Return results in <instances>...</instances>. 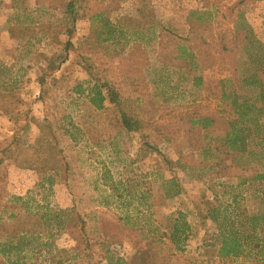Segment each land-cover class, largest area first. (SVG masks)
<instances>
[{"label": "rangeland", "instance_id": "1", "mask_svg": "<svg viewBox=\"0 0 264 264\" xmlns=\"http://www.w3.org/2000/svg\"><path fill=\"white\" fill-rule=\"evenodd\" d=\"M106 22L117 41L103 40ZM254 73L264 79V0H0V243L20 220L39 233L23 235L27 264H260L218 257L208 217L233 194L264 210V179H251L264 175L260 146L222 144L234 100L259 98ZM95 83L119 105L96 110ZM47 209L76 223L46 228ZM180 214L183 254L169 239Z\"/></svg>", "mask_w": 264, "mask_h": 264}, {"label": "trees", "instance_id": "2", "mask_svg": "<svg viewBox=\"0 0 264 264\" xmlns=\"http://www.w3.org/2000/svg\"><path fill=\"white\" fill-rule=\"evenodd\" d=\"M75 9L78 8L70 3L64 13L66 17L68 16L71 18L72 25L75 21ZM96 19L101 21L100 16L96 17ZM204 19L203 16H199V20L203 21ZM103 26V30L106 33L103 40L106 43L112 40L117 41L116 28L109 22L104 23ZM69 33H71V31H69ZM102 37L103 34L101 33L100 38ZM67 56L66 54V57ZM245 82L247 86L259 90V98L254 102L250 99H246L243 103H238L237 99L234 100L231 107L234 117L232 122H230L229 131L226 133V136L222 138V144L228 148L232 154L248 153L252 155V152L248 151L250 142L252 141L256 146H260V154L264 157V79H261L258 73H254L246 77ZM91 90L89 96L96 110H102L105 103L114 104L116 106L120 103L119 94L109 83H95ZM122 117L123 127L127 131L136 132L140 128V124H142L141 120H134L125 112H122ZM196 124L201 126L199 127L200 129L207 130L212 126V120L205 117V119L197 121ZM53 149L57 151L56 147H53ZM57 154L60 155L59 152H57ZM257 155L259 154H256V156ZM33 171L37 172L38 170L33 168ZM256 178L264 179V175L258 174L257 176L251 177V179ZM243 180V183H246L248 178H243ZM262 198L264 199V191ZM217 202V207L211 209L208 215V217L217 224L218 228V235L215 239L217 256L223 259L246 256L254 258L255 261L260 264H264V210L249 214L248 211L240 206L239 195L234 194L232 195L231 201L228 203ZM27 212L30 217L33 216L31 211L27 210ZM46 212L47 213L42 214V217L36 218L37 223L43 220L44 222L42 223L46 228L55 226L58 230L57 232H60L65 226V221L61 218L62 215L66 216L67 224L68 222L69 224L76 223L75 220L73 221V217L69 216V219L67 218V214L71 215L70 213H52V211L48 209ZM9 218L11 220H17L19 217L12 215ZM184 219V216L180 214L179 218L177 220L175 219L174 224L169 230L170 243L175 253L179 252L183 254V252H185L184 245L191 235V226ZM25 222L29 224V220H25ZM84 223L83 220H80V233L83 236L85 235ZM22 225V222L18 220L13 227L12 233L2 238L4 242L0 243V256L3 258L5 264H27V260L35 258V254L33 253L32 257H29L31 253H29L26 248L30 246L32 242L23 235H29V239H33V237L36 236L35 234L39 233L35 230H26ZM35 253H38V251ZM105 255V259H108V250L105 251ZM58 256L63 258V252L59 251ZM67 261H69V258L63 261L60 260L58 264H63ZM118 264L128 263L121 259Z\"/></svg>", "mask_w": 264, "mask_h": 264}, {"label": "crops", "instance_id": "3", "mask_svg": "<svg viewBox=\"0 0 264 264\" xmlns=\"http://www.w3.org/2000/svg\"><path fill=\"white\" fill-rule=\"evenodd\" d=\"M31 21H33V20H31ZM31 21H29V22H27V23L29 24ZM30 24H32V22H31Z\"/></svg>", "mask_w": 264, "mask_h": 264}]
</instances>
